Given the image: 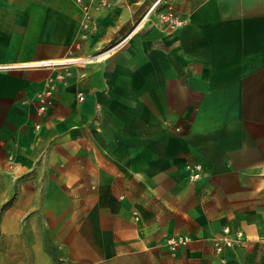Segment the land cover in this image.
<instances>
[{
  "label": "crops",
  "instance_id": "0c3cea01",
  "mask_svg": "<svg viewBox=\"0 0 264 264\" xmlns=\"http://www.w3.org/2000/svg\"><path fill=\"white\" fill-rule=\"evenodd\" d=\"M81 18L0 0V264H264V0H111L83 40Z\"/></svg>",
  "mask_w": 264,
  "mask_h": 264
},
{
  "label": "built area",
  "instance_id": "2783aa9c",
  "mask_svg": "<svg viewBox=\"0 0 264 264\" xmlns=\"http://www.w3.org/2000/svg\"><path fill=\"white\" fill-rule=\"evenodd\" d=\"M81 8V30H80V40L85 39L90 31L95 29V24L93 23V11L107 8L111 5V0H77ZM156 4L151 5L137 22L138 25L141 21L151 15L156 11ZM158 21L160 23L166 24L169 28H176L181 26L184 21L176 14L172 7L167 6V9L163 12L157 13ZM128 37V34L123 37L116 45L123 44ZM46 93V94H45ZM41 94L37 102V113L39 116H44L47 109L48 103L45 101V95H49L50 92H45ZM77 99L82 101L84 96L82 94L77 95ZM187 171V179L191 182L198 180L202 174V166L198 163L187 165L185 167ZM243 234L237 231L234 235H229L228 228H224V236L213 242L214 250L216 253H221L224 248H231L233 246H239L242 243ZM188 242V238L185 236L171 237L167 240L168 248L175 252L179 247L184 246Z\"/></svg>",
  "mask_w": 264,
  "mask_h": 264
}]
</instances>
